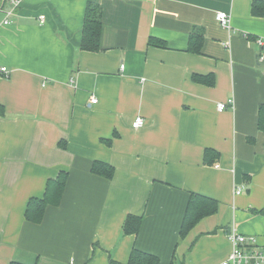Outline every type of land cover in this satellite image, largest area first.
<instances>
[{
    "label": "crops",
    "instance_id": "1",
    "mask_svg": "<svg viewBox=\"0 0 264 264\" xmlns=\"http://www.w3.org/2000/svg\"><path fill=\"white\" fill-rule=\"evenodd\" d=\"M88 5L101 9L98 51L81 48ZM9 10L0 0V264H128L133 250L159 264H220L233 230L264 247V0ZM61 172L60 206L28 222L30 200ZM192 195L217 212L181 237ZM129 216L142 219L136 234L124 232Z\"/></svg>",
    "mask_w": 264,
    "mask_h": 264
},
{
    "label": "trees",
    "instance_id": "2",
    "mask_svg": "<svg viewBox=\"0 0 264 264\" xmlns=\"http://www.w3.org/2000/svg\"><path fill=\"white\" fill-rule=\"evenodd\" d=\"M257 2L253 5V11L256 13ZM257 14H261L258 12ZM102 32L101 9L96 5H88L86 9L83 40L81 48L89 51L100 50L99 39ZM193 47V40L191 41ZM199 51V48H197ZM2 107L0 106V114ZM260 126L264 128V106L259 110ZM110 143V141H108ZM92 172L104 178L111 179L114 169L104 163L95 162ZM68 181V173L61 172L55 179H51L47 183L46 191L42 199H31L26 212L25 219L28 222L40 224L42 223L48 207H58L61 204L64 190ZM217 204L209 199L192 195L186 210L185 218L181 228V237H184L193 227H195L203 218L215 214L217 212ZM137 222V223H136ZM142 219L129 216L124 224V232L126 234H136L140 230ZM15 264V263H12ZM128 264H159V259L155 256L133 250Z\"/></svg>",
    "mask_w": 264,
    "mask_h": 264
},
{
    "label": "built area",
    "instance_id": "3",
    "mask_svg": "<svg viewBox=\"0 0 264 264\" xmlns=\"http://www.w3.org/2000/svg\"><path fill=\"white\" fill-rule=\"evenodd\" d=\"M22 0H9L11 5V10L7 12L9 16H11L14 10L19 7ZM45 15L40 16V23L43 24L45 21ZM216 21L222 27L226 29H231V19L229 14L225 12H217L215 16ZM5 24H8V21H5ZM258 44L263 46V43L259 40ZM264 59L263 56L260 57V61ZM121 69H124V65L121 66ZM6 68H2V72H6ZM92 104H96L97 100L92 98ZM228 103H220L218 105L219 111H224L227 109ZM145 121L142 117L136 118L133 123L132 127L135 129L143 127ZM241 189L239 188L236 191V194H241ZM229 240L232 244V249L228 257L223 260L220 264H264V247L258 245V241L255 237H248L242 234H239L236 230H233L229 235Z\"/></svg>",
    "mask_w": 264,
    "mask_h": 264
}]
</instances>
